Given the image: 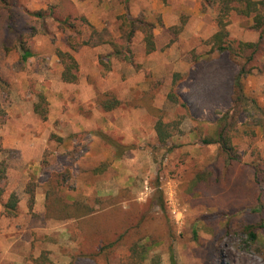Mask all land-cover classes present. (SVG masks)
<instances>
[{"label": "rangeland", "instance_id": "obj_1", "mask_svg": "<svg viewBox=\"0 0 264 264\" xmlns=\"http://www.w3.org/2000/svg\"><path fill=\"white\" fill-rule=\"evenodd\" d=\"M12 6L19 27L37 34H26L33 53L27 63L17 51L0 52V78L9 85L8 93L0 88L8 114L0 129V160L9 166L4 202L13 193L20 199L16 217L0 216V264H126L129 245L117 240L146 215L144 264H171L172 254L176 264H215L217 240L229 223L234 233L222 242L221 264H264V230L255 242L237 233L239 225L260 220L264 201V185L250 166L264 160L256 116L257 107L264 110V41L244 80L248 100L233 132L239 163L232 168L219 145L203 140L216 137L232 105L233 80L251 50L238 57L213 50L216 7L202 0H13ZM38 11H46L45 27L29 16ZM125 14L154 26L155 52H146L141 32L130 61L113 57L109 46L73 50L74 39L55 20L84 16L96 30L118 37ZM75 24L89 35V27ZM252 26V18L231 14L228 44L237 54L239 43L259 41ZM57 49L78 61L77 83L62 80ZM175 73L183 77L177 92L188 109L168 99ZM106 92L122 105L104 111L97 96ZM40 95L47 120L34 111ZM160 119L182 120L181 133L164 144L156 132ZM55 174H68L66 202L93 208L91 216L116 233L111 250L100 252L101 238L89 240L84 218L48 212L47 183Z\"/></svg>", "mask_w": 264, "mask_h": 264}, {"label": "trees", "instance_id": "obj_2", "mask_svg": "<svg viewBox=\"0 0 264 264\" xmlns=\"http://www.w3.org/2000/svg\"><path fill=\"white\" fill-rule=\"evenodd\" d=\"M202 2L208 5L216 7L217 10V26L218 31L211 37L209 44L212 45L214 51L229 52L233 57L240 56V53L246 50H251V54L247 56L246 62L240 66L237 75L233 80V95L232 105L226 112V117L219 124L216 137L206 138L203 143L206 145L217 144L220 147L221 154L225 159L224 163L227 166L233 168L238 165L239 158L236 154V147L233 143V132L236 126L239 124V118L245 109L247 102L246 95L244 93V80L252 74L254 67L252 66L256 60L257 54L261 51L264 41V0H202ZM13 0H0V52L6 54L11 52H19L22 63H27L30 58L33 57V53L26 47V34L30 32L31 36L37 34L35 28L26 29L20 28L18 21L14 16V8L12 6ZM237 13L240 16L253 19L252 29L259 32L260 37L257 43H239L238 54L234 52L228 44L229 38V18L232 13ZM30 17L37 19L45 27L47 22L46 11H38L29 14ZM51 17V15L49 16ZM52 18V17H51ZM60 28L64 31H68L70 34L68 38H73L75 42L71 43L73 50H78L81 47H100L109 46L112 49L113 57L119 60H131L132 57V44L137 32H141L143 35V41L145 43L146 52L151 54L156 51V42L154 35V26L141 19H133L129 15L125 14L119 17V36L114 37L108 29L96 30L88 22L87 18L80 16L73 18L68 16L66 18L55 19ZM75 21H80L87 27H89V35L83 37V31H80L75 24ZM180 31L176 29L175 34ZM74 34V35H72ZM76 35V36H75ZM56 55L63 67L62 80L66 83L75 84L79 81L80 66L75 56L67 51L57 49ZM183 77L179 73L173 75L172 89L168 95L170 102L178 104L184 109H188V106L183 102L177 92L178 86ZM0 88L3 92H9V85L6 81L0 78ZM42 103L34 106V111L38 114L42 120H47L48 110L45 107L47 105L46 99L43 95L39 96ZM97 102L102 109L106 112H111L122 105V102L117 97L110 93H99L97 96ZM257 120L258 124L263 131L264 136V110L257 107ZM8 121V114L2 103L0 102V129L6 125ZM182 120L164 122L160 119L156 124V132L158 140L161 144L166 143L171 137L176 134H180V126ZM5 149L2 146V137L0 136V154H4ZM250 166L255 171L256 180L264 185V160L260 163H251ZM230 167V168H231ZM8 163L6 160H0V205L3 208V212L0 216L13 218L18 215V208L20 199L17 194L13 193L9 196L8 200L4 202V196L7 191L8 183ZM96 172H100L99 169ZM68 174H55L47 183V208L48 212L57 217L67 216L83 219L82 223H86L82 229L86 231V227L89 228L87 236L93 243L98 238L103 240V244L100 246V252L105 250H111L117 243L112 241V237L116 233L111 229L103 225L100 221V216L92 217L96 214L93 208L84 206L79 202L68 203L62 196L65 180H67ZM232 176V172L226 174L224 177L227 179ZM225 180V179H224ZM199 180L198 182H200ZM29 193L34 198L33 190H29ZM161 196V194H160ZM32 198V201H33ZM161 207L164 206V200L161 196ZM102 202L103 201H98ZM101 204V203H100ZM260 220L253 223H244L239 225L237 233L243 234L249 240L255 242L258 239V234L261 230H264V201H261ZM74 212L71 215L68 211ZM92 215V216H91ZM93 220H92V218ZM136 225L133 223L121 233L118 241H122L128 246L129 256L127 257L126 264H144L143 255L145 248L142 247V242L145 240L144 225L148 222L147 215L143 217ZM150 219L152 216L150 215ZM100 219V220H98ZM105 220V218H103ZM232 218H230L229 222ZM98 220V221H97ZM97 221V222H96ZM234 233L230 226L227 225L225 232L221 234L216 243L215 250V264H221L222 258V242L226 237L231 236ZM195 239L198 238L197 230L193 231ZM147 239V238H146ZM110 252V251H109ZM171 264H176L173 254L170 257ZM53 264V263H51ZM153 264H158L154 262Z\"/></svg>", "mask_w": 264, "mask_h": 264}]
</instances>
